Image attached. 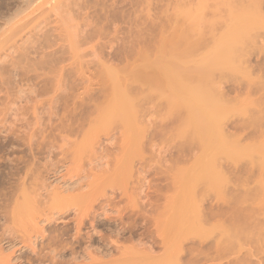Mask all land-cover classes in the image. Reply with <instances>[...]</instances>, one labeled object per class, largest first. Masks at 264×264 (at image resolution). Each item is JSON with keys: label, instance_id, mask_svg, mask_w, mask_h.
I'll use <instances>...</instances> for the list:
<instances>
[{"label": "rangeland", "instance_id": "1", "mask_svg": "<svg viewBox=\"0 0 264 264\" xmlns=\"http://www.w3.org/2000/svg\"><path fill=\"white\" fill-rule=\"evenodd\" d=\"M84 1L85 2L91 1L92 3L94 2L93 3L94 7L89 6V8L82 10V11H79L80 15L77 12L78 10H76L77 14L75 12V14L70 15V16H68L66 12L62 13V15L65 18H67L66 29L68 30L69 33H76V31H77L76 34L78 35L80 33V31H78V30L80 29L82 31L84 26L90 27L88 29L89 31H90V29H92V31L100 30L101 27H104L105 29L101 28V34L97 35L100 37H97L96 35H94L93 39H95V40L90 41L91 40L90 39L86 43L81 42L79 44L78 42H80V40H83V37H81L82 34L79 35L82 39L79 36H77V37L75 36L76 37V38L74 37L75 40L73 39V41H75L74 45H73L74 47L71 45L73 47V49L70 50V48H72V47H70V46L66 47V45H70V43L67 41L68 40L67 37L64 36L65 33H63L62 35H63V37H65L63 39H65L67 42L65 40L64 41L66 43L60 42L61 45L66 44L65 47L63 45L64 51L60 55L63 56L65 61L62 62L58 66V68L56 67L55 70H53V71L48 70L49 71L48 72L46 70L50 74H46L47 72L44 74L45 71H38L37 73H30L28 75L29 77H32V78H35L36 76L40 75L41 78H39L37 81L38 82L43 81L44 83L41 84L40 86L41 87L46 86L48 89L57 88L59 83L61 86H63L64 84L66 85V87L68 86L67 91L65 93L63 92V95H65V100L68 101L67 105L65 106L66 108L61 110L62 112L59 111L60 114L57 113L58 112L57 110H56L57 111L56 112L54 108H51L52 107V101H54V99H55V97L53 95L54 92L40 98L41 100L39 98L36 99L35 96L32 95V97H30V98H32V101H34V102H32L30 100L27 101L28 99L26 96H24L23 94H20L19 92H16L17 90H15V89H18V88H17V85L15 86L16 83H14L13 80L11 81L12 85L8 89V91L10 93L11 92L12 93L8 94V91L4 90V93H1L2 95L0 94V98L5 96V92L8 94V95L6 94V97H3L1 99L3 101L5 100L4 102H1V100H0V110H1L0 111V120L2 121V122H0V194L1 195L3 194L4 197L8 198L10 196L11 191L14 190V189L11 190L12 186L17 188V186L13 185V183H15V181H17V180H19L20 183L25 181V183L27 185L26 187L28 188V191H27L26 196H25L26 201L31 202V204L35 200L38 203H42V204H38V206H36V207L34 206V208L31 209L32 213L36 216L35 222L39 224L35 230H31L27 226V220L29 218L28 214L24 217L21 216V219L16 220L15 224H12V223L9 224L8 223L9 225L5 226L8 228V230H6V228H4L3 222H0V264H67V262L69 260V256L67 255V252L69 253V249L67 250L68 247L65 248L66 249L65 252L63 251L65 255L63 254L64 256H62V258H60V257L56 258L55 257V260H51L52 258L54 259V254L53 255L50 254L51 247H52V249L53 248L57 249L56 246L60 247V245H62V244L56 245L58 243L56 240H54L55 241L54 243L57 242L56 244H54L52 241H53L54 237L56 239V237L58 235L60 236V233H62L63 236L66 238V242L69 243L68 241H70V235H72V233H73V225H72V222H69V221H71L74 218L73 217L74 216L73 215L74 209H76V208L77 209L78 208L84 209L86 204L88 206L87 202H89L91 205L89 213H93L94 211L96 212V210H98V208L101 204L107 205V210H109V212L107 214L108 217H106V218L107 219L109 218L110 222H115V220L118 221L119 219L122 218L124 224H126L127 226H137L136 228L145 224V222L147 224L149 222L151 223V224L149 223L150 226H149V224L147 225V227L149 226L147 229L148 231H146V229H142V228H140L139 230L137 229V235L141 234L143 236V234H144L145 237L137 236L138 237L137 238L135 236V238H133L130 242L128 241L129 234H126L124 236L126 238H124V239L122 237H118V236L115 237L114 235L113 236L110 235V236H112L111 238H112L113 242L116 243V246L117 247L119 246V248H121L119 251L115 248H113V250H112V255H114V256H112V258H110V259L119 261L116 264H118V263L119 264H138L140 262H142L143 264H146L147 262H148V264H155L156 262L160 261V256L162 254L161 251L163 249H162L161 244H159L161 241L157 238L160 236L159 234H161V233L162 234L166 233L165 237H167V236L169 237V235L171 236L172 235L171 233H173L172 230L174 229L172 226H174V225L176 226L177 225L176 223H178V225H180V226H182L183 224H188V222H189V225L191 223H193L191 228H190V232H191L190 237L193 239L197 235L199 240H197L196 237H195L196 240L194 239L195 242L197 243L198 241H200L198 234L201 236V234H205V233L207 234V232L209 231L210 233L212 232L213 235L214 234L217 235L215 232L218 231L216 228L217 227L219 228V225L217 224V226H216V222L222 223L225 226V228L230 229V228H232L231 221H229L230 219H232V223H234L236 226H238L239 224L240 225L243 224L245 221H247L249 219H251V220L252 219H260L262 221L264 219V119L261 120V122H259L255 126L256 128L254 127V124H251L249 121L252 120V117L256 118V115L257 116H263V113H258L257 111H260L261 109H263L262 112H264V87H263V89H262V87H260V84H261V86H264V72H263L264 69H263V71H262V68L260 69L261 71L257 70L261 66H264V23L261 26H259V28H258V25L253 28V31H254L253 33L262 35L263 37L260 36L261 39L258 38V39H260L261 42L255 38L257 40L256 43L259 46L258 47L254 43L255 42V40H254L253 43L258 47L257 51L255 50L256 53L254 52L256 55L255 54L251 55V57H249V59H248V63L247 64L245 63L250 68V70L248 71L249 74L252 71L253 72L250 75H246V73H239V72L230 73V75L228 74V77L226 76L227 79H224L225 84L228 86L223 85L224 82L221 79V76L223 78H226L225 76H223V75L220 76L219 74L218 75L216 74V76H215L216 79L218 78V82L222 81L221 82L222 85L220 84L221 86H219V84H218V87L221 88L222 90L224 89L223 90V92L225 91L224 94L226 93V95L230 96V97H228L225 95L227 97V99L230 98L229 100H232V99L234 100V98H235V100H236V97H238L237 98L238 102H237V100L236 101L234 100L236 103H238L237 104V110H235L233 112L234 119L230 118L231 120L228 122L229 126L227 125L229 128L225 126V132L228 133L230 131V130L226 131V128L231 129L230 124L232 122H234L235 119L239 120V122H241L243 125H245V126H243L241 124L243 126V128L244 127L245 128L243 129L241 126V129H243V131H241L242 134H240V137H242V136L243 137H242V139H240V144H239L240 149H239L238 154L236 155V158L234 157L235 150L231 146L229 148V153H231L230 155H232V156H230V157L228 156L229 159L226 157V159H228V163L229 164L231 163L230 164L231 166H234L233 163L235 165H237L236 167H238V171H234V169H233L234 167L232 168L229 164L222 162L224 165L226 164L229 167L224 166V167H227V169L226 168L225 169H215V170H213L214 172L212 173V171H210L211 170L210 166L213 165L214 161H212L210 159L209 161L210 162L212 161V164H210V162L204 160V158L202 156H200L202 154L201 151H200V153H201L200 155H198V153L196 154L199 156V158L201 157V161H200V159L197 160L198 157H196V155H195L196 150H198V152H199V149L196 148L197 145H194L195 147H193L196 149L195 151H193L194 149L192 147H191L192 149L190 147H188L189 145L185 146L189 142L192 143L193 138H194L193 134H192V136L188 137V134L190 135V132H192L193 130L189 126H187L189 124L190 118L188 117L186 111L183 109L172 108L170 104L168 105V102H166L167 101L166 99H165L166 100L165 101V100L160 98V100H161L160 101L159 98L156 99V94L155 95L153 94L154 97L149 102L143 101V102L139 103L142 100H140V101L138 100L139 102L137 101V103L141 104V109H142L141 111L145 115H142V116H144V117H142L141 114H139V112H140L139 104H137L139 107L137 106L135 108V109H137L136 112H138V114H136V115H139V118L142 117V119H140V120H143V121L137 120V119H139L138 116H137V119L134 116H132L134 118L131 119V118H129L131 116L127 114V115H124V117L122 116L123 119H125V120L127 119L126 121L125 120L123 121L125 123V125L122 123V121H120L119 117H111V120L114 121V122H111L112 124L111 123L109 124L108 122H103V121H105V119H103V121H101L99 119L100 115L96 113V108L94 109V107L97 106V109H98L97 112H99V110H100L98 108V106L100 107L99 102H101L100 103L101 105H102V103L103 104L105 103V102H102L105 100L103 97L104 93L98 92L99 95L97 94V91L99 89H101L99 86V84H101V83H99V82H101V79H102L100 76V71H101V68L103 67V64H106V63L110 64L111 63L110 64V66H111L113 63L115 65H112V66L117 67V65H119L118 66L119 69L121 67H123L122 66L123 63L121 64V62L119 60H117L116 58H112V60L108 61L109 57L111 58V56H109L110 53L113 55L115 53L119 54V52H122L123 47L127 51H130L128 49H131L133 47L135 49H131V50H136V47H137V49L140 50V48L145 47L144 44H148L152 41H155V42L158 41L159 42L163 37H169L170 35H173V34L175 36L180 35L181 31H177L179 28H177V26H176V25H178L176 19L181 20L182 16H185V14H186L185 9L186 8H184L183 6H181L179 4L180 0H144L143 8H141V9H143V12L138 11L136 8L133 7V4L132 5L130 4V2H132L134 0H131V1L130 0L129 1L128 0L127 1L126 0H96V1L95 0H84ZM101 1H103V2H101ZM177 1H179V2H177ZM216 1L218 4H214V2L216 3ZM258 1H259V5L261 6V8L259 5H257L258 3L257 4L255 3V4L259 10L256 8L254 1H252V2L255 6V9H254L253 4H250L251 2L246 3L248 8H247V6L244 8L245 11L247 10L249 13H252L253 10H255V13L251 14L252 15L250 17L251 20L258 18V16L260 14L264 15V3H263V6L261 4L264 0H258ZM192 2H193V5H192L193 8L191 11V17H192L193 29H194V32H193L194 40L196 39L195 35L200 30L201 31L203 30L204 33L205 32L208 33V31L214 30L215 27L217 30H219L220 27L217 28L218 25L220 26L221 23L225 19H227V14L230 15L234 11H236V9H234V8H235V4H237L236 0H192ZM110 4H111L110 8H112V9L109 10V8H106V9H108V11L107 10L105 11L104 10L105 7H103V6L106 5V7H107ZM101 5H103V6H101ZM120 5H122V6H120ZM95 6H96V9H95ZM213 6L215 8H217L216 16L214 15V13H216L215 12L216 10ZM233 6H234V8H232ZM118 8H120V9L117 10ZM130 8H131V11H130ZM133 8L138 11L136 14L133 13L135 11ZM114 9H116L117 13L119 12V15L117 13H114V12H116ZM120 10H122L124 13ZM109 12H112V13H109ZM120 12H122V13H120ZM205 13H206V15H204ZM0 14H1V10H0ZM103 14H105L104 15L105 17H107L110 14L107 17L110 19H107V20L103 19L102 20V18H100L99 16L102 17ZM106 14H108V15H106ZM113 14H114V16H113ZM129 14L131 15L130 17H132L131 19H129L130 25L128 24V18H127V15H129ZM94 15H96V16H94ZM116 15H118L117 18H115ZM122 16H126V18H124ZM203 16L204 17L206 16V18H204ZM93 17H95V18L93 19ZM139 17H141V18H139ZM111 19H112V21H111ZM58 20H59V18L55 16V13H52L49 16L48 28H54L56 26H60L59 24L55 23ZM100 20H102V23H100V25H99L98 21H100ZM109 20H110V23H112V24L109 23ZM124 20H126V21H124ZM205 20L208 22H211V23L213 22L212 25L214 28L210 29L209 27H207V29H206L205 28L206 27ZM52 21H53V23H50ZM96 21H97V23H96ZM115 21H116V23H115ZM168 21L174 22L175 28H172V26H174V24L170 25L171 23L169 24L171 26V28H169L170 26L167 25L169 23ZM208 22H207V25H209ZM93 23H95L96 26H95V24L93 25ZM131 23H133V24H131ZM134 23L138 27L136 26V28H135ZM138 24L141 26L139 27ZM163 25H166V26L164 27ZM127 26H129V28ZM167 26H169V27H167ZM202 26H204L205 29ZM172 29H174L175 31ZM102 31L103 32L105 31L104 33H106V34H104ZM141 31H142V33H141ZM215 31H213V32L216 33ZM101 35H103V36H101ZM126 35L128 37H126ZM82 36H84V35H82ZM150 36L153 39L152 41L150 39ZM117 38H119V39H117ZM147 38L149 40H147ZM123 39H125L126 41ZM141 39H143V40H141ZM120 40H122L123 42H120ZM135 42H137V43H135ZM21 43L22 42L18 43V45L17 44H14V45H16V47H21V45H22ZM75 43H77V44H75ZM121 43L123 44V46L121 45ZM132 44L135 46H133ZM139 44L140 45L142 44V46H139ZM112 45H114V46L112 47ZM124 45H127L128 47L124 46ZM131 45L133 47H131ZM100 47H102V49ZM111 47H112V49H111ZM6 48L7 47H5L3 50H0V52L3 51L2 53H0V56H1L0 59L3 60V61L0 60V63L2 62L6 69L8 67L7 70H11V68H12V67L10 68L11 62H17L18 61V60H16L17 54H15L13 56L11 55L13 57V58H11V56H10L11 59L10 58L4 59V56L8 54L7 51L4 52L5 50L8 49V48L7 49ZM65 48H67V49H65ZM74 48H75V50H74ZM94 51H96V52H94ZM141 51H142V49H141ZM30 57H32V56H30ZM256 58L258 60H256ZM261 59H262V61H261ZM114 61H116V62L114 63ZM130 61L131 60H129V63L132 62V61L131 62ZM255 62H257V64ZM258 62L261 63V64H259L260 67L258 65ZM108 64H106V65H108ZM252 64H254V65H252ZM123 65L126 66V63L124 62ZM251 65L254 66V68ZM255 65H256V67H255ZM243 66L244 65L241 66V68H243V69L245 67H247V66H245V67H243ZM21 68L24 69L22 71V69H20V67H19V69L21 70L20 72H23V73L25 70H26V73H28L29 72L28 70H30L28 63L25 61L22 64ZM60 69L64 70L63 73L59 72ZM74 71H75V73H74ZM96 76H98V77H96ZM75 77H76V79L78 78L77 80H79V81L81 80V82L84 81V82H82V85H81V82L78 83V81H77V83H75V82L73 83ZM94 77H96V78H94ZM219 78H220V80H219ZM84 83H86V84H84ZM71 84L73 87L71 86ZM77 84L79 86H76ZM95 85L96 86L98 85L97 87H99V88H96ZM101 85H103V83ZM230 85H231V87H229ZM91 86L92 87L94 86V87L92 88ZM234 87L235 88L239 87V92ZM227 88L229 90L230 89H232V90L229 91ZM93 89H94V91H93ZM233 89H234V92H233ZM235 90H236V92H235ZM62 91H63V89H62ZM89 94L90 95L92 94V95L90 96ZM235 95H236V97H234ZM93 96L95 97V102L97 101L96 103H98V104H95ZM96 96H97V98H96ZM33 98H35L36 101H35V99L33 100ZM98 98L100 99V101L96 100ZM154 98H155V100H153ZM8 99H9L10 103L7 102ZM91 100H92L91 104L94 103L95 106L94 105L92 106L89 103V102H91ZM153 101H157L156 106H154V104L152 103ZM144 102H146V103L143 104ZM259 102L261 103V105ZM36 103H37V105H36ZM50 105H51V107H49ZM44 106H45V108H44ZM103 106L106 107L107 105H103ZM142 106H143V108H142ZM67 107H69V108H67ZM42 108H44V109H42ZM138 108H139V110H138ZM33 109H35V110H33ZM103 109H104V107H103ZM93 110H95V111L93 112ZM55 112H56V114H55ZM64 112H65V114H63ZM86 112H87V114H85ZM74 113H76V114H74ZM51 114L52 115L54 114V115L52 116ZM62 114H63V118L65 117L64 119L62 118ZM90 115H91V117H90ZM54 116L56 118L57 117L58 118L56 119ZM60 117L62 118L63 123H62V126H61V124L58 123L59 126L57 128V125H58L57 122L61 123ZM103 118H105V117H103ZM115 118L117 120V123H116ZM90 119L92 120V122H93V120L95 122L94 123L90 122L91 121ZM57 120H59V121H57ZM88 120H90V121H88ZM135 120H137V123H139V124H136ZM74 121H76V122H74ZM133 121H134L136 126L132 123ZM36 123H37V125H36ZM74 123H76V124H74ZM120 123L123 125L121 126ZM28 124H30V125H28ZM64 125H66L67 127L66 126L64 127ZM106 125H107V127H106ZM131 125L135 126L136 130L138 131V133H137L136 130L134 131L135 128L132 129V131H134L133 134L137 133L136 134L137 139L134 138V141L137 142L136 140H138V144L137 143L135 144V142L132 141L133 135H131L132 134L131 133L132 132L131 131V127H132ZM247 125H249V128ZM44 126L46 129L44 128ZM70 126H72L71 129H70ZM75 126H76V128H75ZM79 126H81L83 128V130L80 129L81 127L79 128ZM123 126L126 129H124ZM67 128H69L70 130ZM9 129L11 131L16 132V134L18 132H20L17 135H19V137L23 136V138L25 137L26 139L31 134H33V133L36 134L37 136L34 137V139H32L33 140L32 142L33 143L36 142V144L32 143L33 147H30L29 146L30 144H28L26 141L19 140L17 142L18 144L16 143V145H15L16 148L14 149L15 151L13 152V150L11 148H7L6 144H5V143H8V141H7L8 138H6V137L7 136L9 137V135L6 136V134H7L6 132L10 131ZM122 129H124L125 131ZM5 130H7V131L5 132ZM42 130H44V131H42ZM58 130H59V133H58ZM61 130H62V132H61ZM73 130H75V131H73ZM121 130L123 131V133L121 132ZM187 131H188V133H187ZM82 132H83V134H82ZM116 133L118 136L116 135ZM247 133H249V136L246 135ZM251 133H253V134H251ZM43 134L45 136H42ZM185 134L187 135L186 137H184ZM58 135H60L59 137H61V138H59ZM62 136H63V139H62ZM11 137H13V135L12 136L10 135L9 138H11ZM122 137L126 138L127 143H125V144H127V145H125V146H127V147L123 146V144H122L123 138ZM186 138H188V139H186ZM187 140H188V142H187ZM150 141H151V143H150ZM183 142H185L186 144L185 143L183 144ZM130 143H133V144H130ZM4 144H5V146H4ZM118 144H119V146H118ZM181 144H183L182 146H185L184 149L182 146H180ZM192 144H190V146ZM136 145H138V146H136ZM2 146H4V147H2ZM124 148L126 149L125 151H124ZM180 148L183 150H180ZM32 149H34V150H32ZM182 151H184V153H182V155L185 153L193 154L194 157L193 156L192 157L194 159L196 158V160H194L188 154L187 155L185 154L186 157H185V155L178 157V155H181ZM178 153H180V154H178ZM118 154H120V156ZM187 156H188V160L185 159V158H187ZM8 157H9V159H8ZM100 157H101V159L103 158L102 159L103 162L101 160H98V159H100ZM189 157L192 158L193 161H196V162L199 161L200 163L198 162V164H196L195 162H193V163L190 162V161H192V159L189 161V159H190ZM223 159H225V158H223ZM234 159H236V161ZM9 160L14 161V163H15V169L14 170H11ZM117 160H119V161H117ZM232 160H234L235 162H233ZM222 161H224V160H222ZM97 162L98 163L102 162L101 163L102 165H99L100 163L97 164ZM185 162H188V163H185ZM207 162L210 164V166H208L209 164ZM95 166L96 167L99 166V167L96 168ZM141 166L144 167L143 170L146 174L143 172V170H142L143 167H141ZM216 166H217V164H216ZM230 167L232 168L234 173L232 172ZM30 168H33L34 170L30 169ZM94 168H96V169H94ZM214 168H216V167L214 166ZM208 169H209V171H207ZM28 170H30V171H28ZM221 170L224 173H226L225 176L227 177V179H224L225 182H223L222 184L219 182L222 179L221 178L222 176L220 174ZM140 171H142L143 173ZM204 172L210 178L211 187H209V189H208L209 191L203 187L207 192H205V190L202 188V186H204V185L202 183L199 184L200 182H198L199 179L201 178V177H199L200 175L205 176ZM235 172H238L236 174V176H235ZM92 173L93 174L98 173V180L99 181L97 182L95 175L93 178V181L96 179L97 183L92 181V178H91V176L93 175ZM26 174H27V176H25ZM172 174L175 177L177 176V178L179 180L178 183H176V182L174 183V181L177 178L171 176ZM87 175L90 176L89 179L85 178V177H87ZM188 176L191 179L190 183H189V180H187L188 182L186 181V179H189ZM234 177H236L238 180ZM235 179L237 181H234ZM77 181L82 186H85L86 184H89V186H90L91 181L94 183L93 184L91 182L90 191L88 192V195L86 196L88 199L83 196L84 194L85 195L87 194L88 188H87L86 192L81 191L79 193V192H76V190L74 192V191H72V189H70V191H72L74 193H71L69 191V193L63 192V194H62V191H65L64 190L65 188L62 186H65L67 189V188H69V186H71V184H73ZM218 182L221 185L218 184ZM65 184H67V186ZM142 184H145V185H143V186H145V187H143V190H144L143 193H141V190H140V189H142L141 188ZM174 184H176V185L174 186ZM217 185H218V188L220 189V192H219V189L217 188ZM219 185H220V187H219ZM35 187L39 188V191H37L38 189L36 190ZM18 188H17V190H19V191H17V190L14 191V194L16 192L17 195L18 194L21 195V192H22L21 188L19 186H18ZM33 188H35V189H33ZM55 188H59L60 194L56 195V197L54 196V198H53V194H52L53 190L52 189H55ZM61 188H63V189H61ZM235 189H236V191L238 190L239 193H236ZM34 190H36V192ZM221 190H222V193H221ZM76 193L77 194H83L84 193L83 195H80V196H82L85 199H81V197H79V195L76 196ZM205 193L208 194V196L207 197L204 196L205 198H202V195H205ZM219 193H221L223 196L220 195ZM42 194L43 195L46 194V195L44 197H40V195H42ZM238 194H240V202L238 204H235V203H233L232 199L235 196H237ZM172 195H173V197L176 198L175 199L176 202H173L172 200L171 201L174 203V205H175L174 207L179 205L178 209L177 208L174 209L173 205L169 203L171 201L167 202V200H168L167 198H170V197L172 198ZM15 196H16V194H15ZM177 196H178V198H177ZM219 196H222V199L225 202L222 199L218 198ZM21 198H19L18 196L16 197V199L20 200V202L22 204L21 207H23V204H24L23 203V196ZM183 198H184V200H183ZM219 199L222 202H224L226 205L224 207L227 211L226 212V218H228V220L225 218L226 222H224V218L222 220H220V218H218L216 222L213 220L212 222H210L208 224L204 223V225H206V226H203L202 225L203 224L202 215L204 213H206L208 211V209L213 208L214 206L217 207V205H218L217 202H221ZM177 202H179L180 204ZM184 202L186 204H184ZM187 202L189 203V206H188ZM79 204H80V206L76 207ZM219 204L223 205V203H219ZM24 205H26V204H24ZM167 205L172 206V211H173V209L175 210L174 213L169 211L171 207H167ZM186 205L188 207H186ZM152 206H154V208H151ZM180 206H184V210L182 209V207L180 208ZM179 209L180 210L182 209L183 211L181 210L179 212ZM166 210H167V213H166ZM184 211L186 212V214ZM164 212L166 214H164ZM170 212L173 213L172 215H175V214L176 215L174 217L170 216L171 215ZM178 214L179 215L181 214V216H178ZM182 214H183V216H182ZM120 216H121V218H120ZM185 216H188V217L190 216L191 221L189 219L190 217L189 218L186 217V219H184ZM59 217H62L63 219L59 218ZM145 217H147V219ZM171 217H173L175 219H173ZM179 217L181 218V220L179 219ZM169 218H171V220H169ZM47 219H51L50 224H48L47 222L43 223V221H46ZM102 219H104V218H102ZM156 219H159V220H157V223H159L161 225L160 228L158 227L160 225L155 222ZM178 219L180 222L177 221ZM65 220H67V221H65ZM186 220H188V221H186ZM138 221H140V223H138ZM170 221H173L174 225ZM228 221L230 223H228ZM65 222H67V223H65ZM141 222H143V224H141ZM164 222L167 224H165ZM135 223H136V225H134ZM154 223L158 226H156V225L154 226ZM169 225H172V226H169ZM69 226H70V228H69ZM168 226H169V228H168ZM157 227H158V229H157ZM177 227H179V226H177ZM43 228H45V232H43ZM168 230L169 231L171 230L170 231L171 233ZM210 230H213V231H210ZM215 230H217V231H215ZM3 231H8V233L10 231V234H8V236L4 235ZM167 232L169 234H167ZM83 233L85 234V231ZM65 234H67V235H65ZM215 235L213 237H215ZM67 236H69V237H67ZM106 236L108 237V235H106ZM110 236H109V238H110ZM10 237H11V239H10ZM151 237H152V239H151ZM162 237H164V236L162 235ZM59 238H57V240H60ZM111 238H110V241H112ZM67 239H69V240L67 241ZM138 239L139 240L142 239L141 241L143 243H147L146 246L151 244V242L153 240L159 241L158 242L159 245L156 244L158 247H156V245H155L156 250L154 249L156 251V254H154V256L156 255L155 258L158 257L160 254L159 258L151 259L150 261L144 260L145 263L143 261H141V258H143V257H141L142 253L140 254V252H139L140 247L136 248V247H138L137 246L138 245V242H137ZM213 239L214 238H212V240L210 239L211 242H210V240H208L209 242L208 241L207 242L209 244L213 245ZM11 241L14 242L13 245H12L13 242H11ZM132 241H133V243H132ZM207 242H206V245H207ZM134 243L136 244L135 248L137 249V250H135L136 255L131 253L134 251V246H133ZM52 244H54L56 246L53 247L54 245H52ZM209 244L206 247L207 249L211 246V245L209 246ZM130 246H132L133 250L131 252H128V251H130V249L128 250V248H130ZM159 246H161V247H159ZM61 247H63V246H61ZM143 247H145V246H143ZM42 248L45 249V253H47V254H43V255H47V256H46V258H43V260L41 261L37 258V256L34 255L33 250L39 251ZM48 248H50V249H48ZM195 248H197V246H195ZM55 249H53V250H55ZM60 249H62V248H58L57 251H59ZM142 249H141V251H143ZM209 249H211V248H209ZM212 249L209 250V252H210V253H208L209 256L210 255L214 256V254H215L214 249L213 250ZM48 251H50V252L48 253ZM57 251H56V254H57ZM155 251H154V253H155ZM203 251L205 252V249ZM119 252L120 253L122 252L121 253L122 256ZM207 252L208 251L206 250V253ZM211 252H212V254H211ZM128 253H130L132 255L130 256V255H128ZM137 253H139L140 256ZM123 254H125V255H123ZM241 254L244 255V252H242ZM124 256H126L125 259H124ZM128 256H130V257L128 258ZM142 256H144V255H142ZM113 257H115V258H113ZM139 257H140V259H138ZM116 258H118V259H116ZM188 259L189 258H185V259L183 258L182 261L186 262V261H188ZM198 259H201V258H198ZM202 259H204V258H202ZM208 259H210V258H208ZM122 260H124L125 262ZM255 260H256V258H253V260H252V262H254V264H255ZM39 261H41V262H39ZM208 261L209 260L206 261L207 263H205L203 261H201L200 263H202V264H227L228 263V262H226V260L225 261H222L219 259L216 260L214 257H213V261H211V259H210L211 262H208ZM142 263H140V264H142Z\"/></svg>", "mask_w": 264, "mask_h": 264}, {"label": "bare ground", "instance_id": "2", "mask_svg": "<svg viewBox=\"0 0 264 264\" xmlns=\"http://www.w3.org/2000/svg\"><path fill=\"white\" fill-rule=\"evenodd\" d=\"M252 1H254V4L258 3L257 5H259V1L258 0H252ZM252 1L251 0H236L237 4H235V8H234V6L232 7L234 9H236V11H234L230 15L227 14V19H225L221 23L220 26L218 25L217 28L220 27L219 30H217L216 27L215 28L213 27V25H212L213 22L211 23V22H208V21L205 20V25H206L205 28L206 29H207V27H209L210 29L214 28V30H210L208 28L210 30V31H208V33H206V32L204 33L203 30H202L203 32L200 30L195 35V38H196L195 40H194V35H193L194 29H193V22H192V17H191V11H192V8H193V6H192L193 2H192V0H186V1L185 0H180V2L177 1V2H179V4L181 6L186 8L185 9L186 10L185 11L186 12L185 16H182L181 20L176 19V21L178 23V25H176V26H177V28H179L177 31H181L180 35L175 36L173 34V35H170L169 37H163L159 42L158 41L157 42L152 41L153 39L150 36V39H151L152 42H150L148 44H144L146 48L143 47V48H140V50H139L136 47L137 51L136 50H131V49H135L133 47L135 45L132 44L133 46L131 45V47H133V48L128 49L130 51H127L123 47L124 51L122 50V52H119V54L115 53L114 55L110 53L109 56H111V58L108 56L109 57L108 61L112 60V58H116L117 60H119L121 62V64L122 63L124 64V62H125L126 66L122 64L123 67H121L119 69L118 68L119 65H117V67H115V66H112V65H115L113 63H112L111 66H110L111 63L108 64V63L105 62L108 65L103 64V67L101 68V71H100V76H101L102 79H101V82H99L101 84L103 83V85L99 84L101 89H99L97 91V94H98V92L99 93H104L103 97H104L105 100L104 101L101 100V101L105 102V103L104 104L102 103V105H101L100 104L101 102H99V105H100V107L98 106V108L100 109L99 112H97L98 109H97V106H95V104H98V103H96L97 101L95 102V97L93 96L95 104L94 103L91 104L93 99L90 97L92 94L91 95L89 94L90 95L89 97L92 99L91 102H89V103L92 106L93 105L95 106L94 109L96 108V113L100 115L99 119L101 121H103V119H105V121H103V122H108L110 124L111 122H114V121L111 120V117H119L120 121H122V123L125 125V123L123 122L125 120V119H123L124 115H127V114L130 115L131 117H129V118H131V119H133L134 117L137 119V116L139 118V115H136V114H138V112H136L137 109H135L138 106L137 104H139V103H141L143 101H148V102L151 101L152 98L154 97V95L156 94V99H158V98H159V100H160V98L163 99V100L166 99L167 101L166 100L165 101L168 102V105L170 104L172 108L185 110L187 115H188V117L190 118L189 119L190 120L189 124L187 126H189L193 131L190 129L192 132L189 131L190 135L188 134V137L192 136V134H193V137L195 139L192 137L193 138V142H192L193 144L191 142L186 144L188 142V140H187V142L185 141L186 143L183 142V144L185 143L186 144L185 146L189 145L188 147H190V148L191 147L193 148V147H195L194 145H197L196 148L199 149V152H198V150L193 148L194 149L193 151L196 150L195 155L197 153H198V155H200L202 153L200 156H202L204 158V160L210 162L209 160L211 159L212 161H214L212 166H210V164H212V161L210 162V164L207 162L209 164L208 166H210V168H211L210 171H212V173L214 172L213 170H215V169H225V168L227 169V167H229L228 165H226V164H229L228 163V159H229L228 156L229 157L232 156V155H230L231 153H229V148H230V146L234 148V150H235L234 157L236 158V155L238 154L239 149H240V147H239L240 139H242V137H243L242 135H241L242 137H240V134H242L241 131H243V129L245 128V127L243 128V126H245V125H243L241 122H239V120L235 119L234 122H232L231 124L229 123L231 125L230 126L231 129H228L229 128L228 127L229 126L228 122L231 120L230 118L234 119L233 112L235 110H237V104L238 103H236L235 101L237 100L238 97H236V95L234 96V97H236V100L234 98L235 101L233 99L229 100L230 98L227 99L226 96H228V95H226V93L224 94V92H225V91L223 92L224 89L222 90L221 88L218 87V84H219V86L222 85L221 84L222 81H219L220 82L219 83L218 82V78L216 79L215 76H216V74L217 75L219 74L220 76L223 75L225 77L226 76L228 77V74L230 75V73H235V72L246 73V75H250L253 72L252 71L249 74L248 71L250 70V68L246 64L248 63L249 57H251V55L255 54L256 53L255 50L257 51V49L259 47L258 44L256 43L257 42L256 39L260 38V36H262V35L253 33L254 32L253 28L255 26H257V25H258V28H259V26H261L264 23V15L259 13L260 15L258 16V18L252 19V20L250 19V17L252 16L251 14L255 13V10H253L252 13H249L247 10L245 11L244 8L247 6L246 3H248V2L249 3L251 2L250 4H253ZM101 2H103V1H101ZM91 3H92L91 1L90 2L86 1L85 2L84 0H0V10H1V14H0V50H3L5 47H7L8 49L6 48L7 50H5L4 52L7 51L8 54L7 53H6L7 55L4 54L5 55L4 59L5 58L8 59V58H10L11 55L13 56V55L17 54V57L16 56L15 57H16V60H18L17 62H11V65H10V68L12 67L11 70H7L8 67L6 69L4 67V65H3V63L2 62L0 63V94L4 93V90L8 91L9 87L12 85V82H11L12 80H13L14 83H16L15 86L17 85L18 89L14 88L15 90H17L16 92H19L20 94H23L24 96H26L28 100L25 97L24 98L27 101H29V100L32 101V98H30V97H32V95H34L36 99H38V98L40 99V98H42V97L54 92L53 95H54L55 99H54V101H52V107H51V105L49 107L54 108L55 111L57 110L58 112L57 111L56 112L58 114H60L59 111H61L64 108H66L65 106L68 103V101L65 100V95H63V92L65 93L67 91V89H68L67 87L68 86L66 87L65 84L63 86H61L60 83H59L57 88L48 89L46 86H44V87L40 86L41 84L44 83L43 81H40V82L37 81L39 78H41L40 75L36 76L35 78L29 77L28 75L30 73H37L38 71H45L44 74L48 70L49 71H53V70H55L56 67L58 68V66L62 62L65 61L63 56L60 55L64 51V48H63L64 44L61 45L60 42L63 43V42L66 41L63 38L67 37V39H68L67 41L70 43V45H66L65 44L66 47L67 46L72 47L74 45V42H75V41H73V39L75 40V38L77 36L81 35V34L84 35V36L81 35V37H83V40H80V42H78L79 44L81 42H83V43L85 42L86 43L90 39H91L90 41H93V40H95V39H93L94 35L97 36V35L101 34V28L105 29L104 27H101L100 30L92 31V29H90V31H89L88 29L90 27L84 26L82 31L80 29L78 30V31H80V33L78 35L76 34L77 31H76V33H69L68 30L66 29L67 18H65L62 15V13L66 12L67 15L70 16V15L75 14L76 10H78L77 12L79 14L80 13L79 11H82V10H85V9L89 8V6H93L94 7V4H93L94 2L92 4ZM263 3H264V1L261 3L262 6H263ZM111 4L109 6H107V7H106V5L105 6L101 5V6L105 7L104 8L105 11L106 10L108 11V9H106V8H109V10L112 9V8H110ZM130 4L131 5L133 4V7L136 8L138 11L143 12V9H141V8H143L144 0H134V1L130 2ZM214 4H218L217 1H216V3L214 2ZM254 4H253V6H254ZM256 4H255V6H256ZM120 6H122V5H120ZM255 6H254V9H255ZM247 8H248V6H247ZM256 8L258 9L257 6H256ZM260 8H261V6H260ZM95 9H96V6H95ZM119 9L120 8H118L117 10H119ZM114 10L116 11V9H114ZM122 10H120V11H122ZM137 10H135L133 13L136 14L138 12ZM215 10L214 11L216 13H214V12L213 13L216 16L217 8H215ZM130 11H131V8H130ZM77 12H76V14H77ZM122 12H120V13H122ZM52 13H55V16L59 18V20L57 22H55V23L59 24L60 26H56L54 28H48L49 16ZM109 13H112V12H109ZM114 13H117V11L114 12ZM117 14L119 15V12ZM104 15L105 14H103L102 17L101 16H99V17L102 18V20L103 19L104 20L110 19V18H107L110 14L109 15L106 14V15H108L107 17H105ZM118 15H116L115 18H117ZM204 15H206V13ZM94 16H96V15H94ZM113 16H114V14H113ZM130 16H131L130 14L127 15L128 24H129V19L132 18ZM122 17L126 18V16H122ZM94 18L95 17H93V19ZM139 18H141V17H139ZM204 18H206V16ZM102 20H100L101 22L98 21L99 25H100V23H102ZM111 21H112V19H111ZM124 21H126V20H124ZM207 22H208L209 25H207ZM50 23H53V21L50 22ZM96 23H97V21H96ZM109 23H110V20H109ZM115 23H116V21H115ZM135 23H134V25H135ZM94 24L95 23H93V25ZM110 24H112V23H110ZM131 24H133V23H131ZM169 24L170 25L174 24V26H172V28H175V23L174 22L170 21L167 25H169ZM95 26H96V24H95ZM136 26L137 25H135V28H136ZM140 26L141 25H139V27ZM163 26L165 27L166 25H163ZM169 26H167V27H169ZM204 26H202V27L204 28ZM127 27L129 28V26H127ZM169 28H171V26ZM172 30H174V29H172ZM213 31H215L216 33H214ZM63 33H65V35H64L65 37H63V35H62ZM141 33H142V31H141ZM104 34H106V33H104ZM101 36H103V35H101ZM97 37H100V36H97ZM126 37H128V36L126 35ZM119 38H117V39H119ZM148 38H147V40H149ZM143 39H141V40H143ZM260 39H258V40L260 41ZM123 40H125V39H123ZM254 40H255V42H254ZM19 41L22 42L21 43L22 45H21V47H16V45H14V44L18 45V43H20ZM120 42H123V41L120 40ZM135 43H137V42H135ZM75 44H77V43H75ZM65 45H64V47H65ZM121 45L123 46L122 43H121ZM113 46L114 45H112V47ZM124 46H127V45H124ZM139 46H142V44L141 45L139 44ZM73 47L70 48V50L73 49ZM112 47H111V49H112ZM75 48H74V50H75ZM100 48L102 49V47H100ZM65 49H67V48H65ZM141 49H142V51H141ZM96 51H94V52H96ZM2 52L3 51H1L0 53H2ZM12 56H11V58H13ZM30 56H32V57H30ZM0 60H2V59H0ZM129 60H131L132 62L130 61L131 63H129ZM256 60H258V59L256 58ZM24 61L27 62L28 65H29V69L30 70H28L29 71L28 73H26V70L24 71V73L20 72L21 71L20 69H22L21 67H22V64L24 63ZM261 61H262V59H261ZM115 62L116 61H114V63ZM255 63L257 64V62H255ZM259 64H261V63L258 62V65ZM242 65H244L243 67H245V66H247V67H245L243 69V68H241ZM252 65H254V64H252ZM19 67H20V69H19ZM252 67L254 68V66H252ZM255 67H256V65H255ZM259 67H260V65H259ZM261 68H262V71H263L264 66H261L257 70L259 71ZM63 69H60L59 72L63 73V71H64ZM23 70L24 69H22V71ZM48 72L46 74H50ZM74 73H75V71H74ZM96 77H98V76H96ZM96 77H94V78H96ZM227 77L223 78L221 76V79L223 80V82H224V79H227ZM77 79L75 77L73 83L74 82L77 83V81H78V83L81 82V80L79 81ZM219 80H220V78H219ZM82 82H84V81H82ZM82 82H81V85H82ZM84 84H86V83H84ZM223 85H226L225 82H224ZM71 86H72V84H71ZM76 86H79V85L77 84ZM97 86H96V88H99ZM226 86H228V85H226ZM229 87H231V85ZM260 87H262V89H263L264 86H261V84H260ZM62 89H63V91H62ZM235 89L238 90V92H239V87L235 88ZM230 90H232V89H230ZM236 90H235V92H236ZM93 91H94V89H93ZM233 92H234V89H233ZM9 93L10 92L8 91V94ZM6 94L7 93L5 92V96H3V97H6ZM228 97H230V96H228ZM2 98H0V100ZM35 98H33V100ZM96 98H97V96H96ZM36 99H35V101H36ZM96 100L100 101L99 98L96 99ZM138 100L139 101L142 100V101L139 102ZM153 100H155V98ZM4 101L1 100V102H4ZM137 101L139 103H137ZM7 102L10 103L9 99H8ZM32 102H34V101H32ZM237 102H238V100H237ZM145 103L146 102H144L143 104H145ZM152 103L154 104V106H156L157 101H153ZM36 105H37V103H36ZM103 105H107V106L105 107ZM260 105H261V103H260ZM102 106L104 107V109H103ZM139 106L138 107L140 108V112H141V113L139 112V114H141V116L145 115L141 111L142 110L141 109V104H139ZM44 108H45V106H44ZM44 108H42V109H44ZM67 108H69V107H67ZM139 108H138V110H139ZM142 108H143V106H142ZM33 110H35V109H33ZM94 111L95 110H93V112ZM262 111H263V109H261L260 111H257V112L258 113H263V116H257L256 115V118L252 117V120L249 121L251 124H254V127L259 122H261V120L264 119V112H262ZM56 112H55V114H56ZM63 114H65V112ZM63 114H62V118H63ZM74 114H76V113H74ZM85 114H87V112ZM91 115H90V117H91ZM132 116H134V117H132ZM103 117H105V118H103ZM142 117H144V116H142ZM142 117L137 119V120L142 119ZM62 118L60 117L61 123L57 122V124L59 123V124H61V126H62V123H63L62 122L63 121ZM90 120H88V121H90ZM115 120H116V118H115ZM137 120H135V122H136V124H139V123H137ZM57 121H59V120H57ZM140 121H143V120H140ZM0 122H2V121L0 120ZM74 122H76V121H74ZM90 122H92V120ZM94 122L95 121L93 120L92 123H94ZM116 123H117V120H116ZM132 123L135 125L134 121ZM59 124L57 125V128H58ZM74 124H76V123H74ZM123 124H121V126ZM28 125H30V124H28ZM36 125H37V123H36ZM249 125H247L248 128H249ZM65 126L66 125H64V127ZM131 126H132L131 127V131L134 128H135L134 129V131H135L136 130V127H135L136 125L135 126L131 125ZM225 126L228 127V128H226V131L230 130L231 131V132L229 131L230 133L229 132L228 133L225 132ZM241 126H242L243 129H241ZM80 127L81 126H79V128ZM106 127H107V125H106ZM44 128H45V126H44ZM71 128H72V126H70V129ZM75 128H76V126H75ZM67 129H69V128H67ZM80 129L83 130L82 127ZM124 129H126V128L124 127ZM124 129H122V130H124ZM122 130H121V132L123 133ZM6 131L7 130H5V132ZM42 131H44V130H42ZM73 131H75V130H73ZM134 131L131 132L132 134L130 133L131 135H133L132 136L133 137L132 141H134V138L137 139L136 134L138 133V131L136 130L137 133L135 132L136 134H133ZM61 132H62V130H61ZM6 133H7L6 136L9 135V137H10V135L11 136L13 135V137H11V138H9L7 136L6 138H8L7 139L8 143H5L6 147L7 148H11L13 150V152L15 151L14 150L16 148L15 145H16V143L19 140L26 141L28 144H30L29 145L30 147H33L32 145L36 144V142L35 143L32 142L33 141L32 139H34V137L37 136L34 133L31 134L27 139L25 137L23 138V136L19 137V135H17V134L20 133V132H18L16 134V132L10 130V131H7ZM58 133H59V130H58ZM187 133H188V131H187ZM253 133H251V134H253ZM82 134H83V132H82ZM60 135H58V137ZM116 135H117V133H116ZM246 135L249 136V133H247ZM42 136H45V135L43 134ZM186 136L187 135L185 134L184 137H186ZM59 138H61V137H59ZM62 139H63V136H62ZM186 139H188V138H186ZM136 141L137 142L134 141L135 144L136 143L138 144V140H136ZM151 141H150V143H151ZM122 142H123L122 143L123 146L127 145V144H125V143H127L126 138H123ZM5 144H4V146H5ZM130 144H133V143H130ZM183 144H181L180 146H182ZM190 144H192L193 146L192 145L190 146ZM4 146H2V147H4ZM118 146H119V144H118ZM136 146H138V145H136ZM185 146H182L183 149H184ZM125 147H127V146H125ZM181 148H180V150H183ZM32 150H34V149H32ZM125 150L126 149L124 148V151ZM200 151H201V153H200ZM182 153H184V151H182L181 155H178V157L179 156L180 157L184 156L185 154L186 155L187 154L190 155V157L193 156V154L185 153V154L182 155ZM178 154H180V153H178ZM118 155L120 156V154H118ZM186 155H185V157H186ZM198 155H196V157H198L197 160L200 159V161H201V157L199 158ZM101 157L98 160L102 161L103 158L101 159ZM226 157L228 159H226ZM192 158H190L189 161ZM223 158H225V159H223ZM8 159H9V157H8ZM185 159L188 160V156ZM193 159L190 162H192V163L195 162L196 164H198L199 161L196 162V161H193ZM194 160H196V158ZM222 160H224V161H222ZM234 160L236 161V159H234ZM234 160H232V161L235 162ZM117 161H119V160H117ZM9 162H10L11 170H14L15 169L14 161L13 160H9ZM102 162H99L100 164L97 162V164L102 165L101 164ZM222 162H224L226 164L224 165ZM185 163H188V162H185ZM216 164H217V166H216ZM233 165L234 166H231V165L230 166L232 168L234 167L233 168L234 171H238V167H236L237 165H235L234 163H233ZM214 166L216 168H214ZM224 166H227V167H224ZM98 167H96V168H98ZM141 167H143V166H141ZM96 168H94V169H96ZM232 168H231V170H232ZM30 169H33V168H30ZM143 169H144V167L142 168V170ZM28 171H30V170H28ZM207 171H209V169ZM140 172H142V171H140ZM143 172H144V170H143ZM232 172H233V170H232ZM237 173L238 172H235V176H236ZM204 174H205V176H202V175L199 176L201 178L199 179L198 182H200L199 184L202 183L204 185V186H202V188L204 187L205 189L208 190L209 187H211L210 178H209V176L206 175L205 172H204ZM220 174L222 176L221 177L222 179L219 182L222 184L223 182H225L224 179H227V177L225 176L226 173H224L222 170H221ZM94 175H95V178L97 179V182H98L99 181L98 180V173L97 174H93L91 176L92 181H93ZM25 176H27V174ZM171 176H173V174ZM89 177L90 176L87 175V177H85V178L89 179ZM173 177H175V176H173ZM190 177H189V179H186V181L189 180V183H190V180H191ZM175 178H177V176ZM234 178H236V177H234ZM96 179L93 182H96ZM236 179L234 181L238 180V179L237 180ZM177 180H178V178L175 181L173 180L174 183L175 182L178 183L179 180L178 181ZM91 182H90V186H91ZM219 182H218V184H220ZM13 185H16L17 188H18V186L21 188V191H22L21 195H19V194L17 195V193L15 192V194H16V196H15L14 191H16L17 188L13 187L12 185H11L12 186L11 190H13V189L14 190L11 191L10 196L8 198L4 197L3 194L2 195L0 194V222H3L4 228H6V230H8V228L5 227L6 225H9L10 223L15 224L16 220H20L21 219V216L24 217V216H26L28 214L29 218L27 220V226H28L29 229L35 230L39 224L35 222L36 216L32 213L31 209L34 208V206L36 207V206H38V204H42V203H38L35 200L31 204V202L26 201L25 196H26V193L28 191V188L26 187L27 185H26L25 181L20 183L19 180H17V181H15V183H13ZM65 185L67 186V184H65ZM143 185H145V184H142V187L140 186L142 188V189H140L141 193H143V191H144L143 187H145V186H143ZM175 185L176 184H174V186ZM220 185H219V187H220ZM71 186H69V188H67V189H66L65 186H62V187L65 188L64 189L65 191H62V194H63V192L64 193L65 192L69 193L70 189H72V191H74V192L76 190V192H79V193L81 191H85L86 192L87 188H88V191H87L86 195L84 194L85 192L83 193L84 195L76 193V196L79 195V197H81V199L87 198L86 196L88 195V192L90 191L89 184H86L85 186H82L77 181V182L71 184ZM35 188H36V190L38 189L37 191H39V188H37V187H35ZM35 188H33V189H35ZM217 188H218V185H217ZM61 189H63V188H61ZM19 190H17V191H19ZM36 190H34V191L36 192ZM52 190H53V192H52L53 198H54V196L56 197V195L60 194L59 193V188H55V189H52ZM72 191H70V192L74 193ZM235 191H236V189H235ZM205 192H207V191L205 190ZM219 192H220V189H219ZM221 193H222V190H221ZM221 193H219V194L222 195ZM236 193H239L238 190L236 191ZM45 195L42 194V195H40V197H44ZM80 195H83L85 198H83ZM17 196L19 198H21L23 196V203L26 204V205L23 204V207H21L22 204H21L19 199H16ZM204 196L207 197L208 194L205 193V195H202V198H205ZM222 196H219L218 198L222 199ZM170 198H167L168 199L167 202H169L171 200L173 202H176V200H175L176 198L173 197V195H172V198L171 199ZM177 198H178V196H177ZM183 200H184V198H183ZM232 200H233V203L238 204L240 202V194L235 196ZM171 202H169V203L172 204L173 207H174L175 206L174 203L173 202L171 203ZM224 202H222V201L221 202H217V204H218L217 207L214 206L213 208L208 209V211L202 215V222H203L202 225L203 226H206V225H204V223L208 224V223L212 222L213 220L216 222L218 218H220V220H222L224 218V222H226L225 218H226V212L227 211H226V209L224 207V206H226ZM87 203H88V206L86 204L84 209H81V208L74 209V214H73L74 218L71 221H69V222H72V225H73V233H72V235H70V241H68L69 239H67V241L69 243L66 242V238L63 236L62 233H60V236L58 235L60 238L57 236L56 239H55V237H54L52 242L54 243L55 242L54 240H56L58 243L56 242L57 244L56 243H54V244H56V245L62 244V245H60V247L59 246L57 247L56 245L52 244V245H54L53 247L56 246L57 249L53 248L55 250H53L52 247H51V249L48 248L51 251V252L48 251V253L50 252L51 255L54 254V259L52 258L51 260H55V257L56 258L57 257L62 258V256L65 255L64 254V252L66 250L65 248L68 247L67 250L69 249V253L67 252V255L69 256V260H68L67 264H116L119 261L110 259V258H112V256H114V255H112V250H113V248H115V249H117L119 251L121 248H119V246L118 247L116 246V243L113 242L111 237L114 235L115 237L118 236V237H122L124 239V238H126L124 236L126 234H129V236H128V241L129 242L133 238H135V236L136 237L137 236L145 237L144 234H143V236L141 234L137 235V229L139 230L140 228H142V229H146V231H148L147 229H148V227L150 226L151 223L150 222H149L150 224L148 223L149 224L148 227H147L148 224L146 222H145V224H143L144 221L141 222V224H143V225L140 224L142 227L140 226V227L136 228L137 226H127L126 224H124L123 219L121 218V216H120L121 219H119L118 221L115 220V222H110L109 218L108 219L106 218V217H108L107 214L109 212V210H107V205L101 204L99 206L98 210H96V212L94 211L93 213H89L91 205H90L89 202H87ZM177 203H179V202H177ZM219 203H223V205L222 204L220 205ZM184 204H186V203L184 202ZM187 204L189 206L188 202H187ZM79 206H80V204L78 206H76V207H79ZM188 206L186 205V207H188ZM167 207H171L169 211L174 213V211H175L174 209H176V208L178 209L179 205L174 207L173 211H172V206L171 205H167ZM181 207L184 210V206H180V208ZM151 208H154V206H152ZM167 210H166V213H167ZM181 210L179 209V212ZM171 212H170L171 215L170 214L169 215L174 217L176 214L172 215L173 213H171ZM166 213L164 212V214H166ZM185 214H186V212H185ZM178 216H181V214L180 215L178 214ZM182 216H183V214H182ZM173 217H171V218H173ZM186 217L189 218L190 216L189 217L185 216L184 219H186ZM59 218H62V217H59ZM102 218H104V219H102ZM145 218L147 219V217H145ZM171 218H169V220H171ZM173 219H175V218H173ZM179 219L181 220L180 217H179ZM179 219L177 221H179ZM189 219L191 221V217ZM226 219L228 220V218H226ZM157 220H159V219H156V221L155 220L154 221L157 223ZM188 220H186V221H188ZM263 220L261 221L260 219H252V220L249 219V220L245 221L243 224H241V225L239 224L238 226H236L234 223H232V219H230L229 221H231V224H232V228H230V229L225 228V226L222 223L216 222V226H217V224L219 225V228L218 227L216 228L218 231L215 230V231L218 232V233L215 232L217 235L214 234L215 237H213L214 235L212 234V232L210 233L209 231L208 232L206 231L207 234L206 233L205 234H201V236L198 234V236L200 238V241H198L197 243L195 242L196 239L199 240L197 235L195 236L196 239H195V237L193 239L190 237L191 236L190 235V233H191L190 232V228H191L193 223H191L189 225V222H188V224H183L182 226H180V225H178V223L175 222L177 224L175 226L174 222L170 221L175 226L174 227L172 225H169V226H172L174 228L172 230L173 233L170 232L171 230L170 231L168 230L172 235L171 236L169 235V237L168 236L165 237L166 233L162 234L160 232L161 233V234H159L160 238L158 237L157 239H159L161 241L159 244H161L163 250L161 251L162 252L161 256L159 254L160 261L156 262L155 264H202V263H200L201 261H203L205 263H207L206 262L207 260H209L208 262L213 261V257L216 260H218V259L222 260V261L226 260V262H228L227 264H254V262H252L253 258H256L255 264H264V221ZM65 221H67V220H65ZM229 221H228V223H230ZM46 222L48 224H50L51 219H47L46 221H43V223H46ZM65 223H67V222H65ZM138 223H140V221H138ZM157 224H159V223H157ZM165 224H167V223H165ZM134 225H136V223ZM155 225L156 224L154 223V226ZM156 226H158V225H156ZM169 226H168V228H169ZM177 226H179V227H177ZM158 227L160 228L161 225L158 226ZM158 227H157V229H158ZM69 228H70V226H69ZM84 231H85V234L83 233ZM210 231H213V230H210ZM3 232H4V235H7V236H8V234H10V231H9V233H8V231H3ZM43 232H45V228H43ZM167 234H169V233L167 232ZM65 235H67V234H65ZM106 235H108V237ZM110 235H112V236H110ZM162 235L164 237H162ZM109 236H110L112 241H110ZM11 237H10V239H11ZM67 237H69V236H67ZM57 238H59L60 240H57ZM212 238H214L213 239V245L208 243L209 242L208 240H210V239L212 240ZM151 239H152V237H151ZM141 240L138 239V241H137L138 242V245H137L138 247H136V248L140 247L139 252H140V254L142 253V255H144V256L141 255V257H143V258H141V261L144 262V260L145 261H147V260L150 261L151 259L159 258L158 255H157L158 257H156V258H155L156 255L154 256V254H156L155 245L156 244L159 245L158 244L159 241L153 240L151 242V244L146 246L147 243H143ZM211 240H210V242H211ZM11 242H13V241H11ZM206 242H207V245L209 244V246L210 245L212 246V247L210 246L209 248H211V249L213 248L214 249V253H215L214 256L213 255L209 256L208 253H210L209 250H211V249L208 248L209 249L208 250L206 248L207 247ZM132 243H133V241H132ZM13 244H14V242L12 243V245ZM157 245H156V247H158ZM61 246H63V247H61ZM133 246H134V251L131 252L133 250V248H132V246H130V248H128V250L130 249V251H128V252H131L132 254L136 255V252H135V250H137L135 248L136 244L134 243ZM143 246H145V247H143ZM161 246H159V247H161ZM195 246H197V248H195ZM58 248H62V249L57 251ZM141 249L143 251H141ZM204 249H205V252L203 251ZM206 250L208 251L207 253H206ZM56 251H57V254H56ZM154 251H155V253H154ZM242 252H244V255L241 254ZM33 253L41 261L43 260V258H46V256H47V255H43V254H47V253H45V249H43V248L41 250H39V251L33 250ZM132 254L128 253V255H130V256ZM137 254H139V253H137ZM140 254H139V256H140ZM211 254H212V252H211ZM123 255H125V254H123ZM121 256H122V254H121ZM130 256H128V258ZM113 258H115V257H113ZM125 258H126V256H124V259ZM183 258L184 259L185 258H189V259H188V261L184 262V261H182ZM198 258H201V259L204 258V259L201 260V259H198ZM208 258H210L211 261ZM116 259H118V258H116ZM138 259H140V257ZM41 261H39V262H41ZM122 261H124V260H122ZM140 263H142V262H140ZM140 263H138V264H140ZM146 264H148V262Z\"/></svg>", "mask_w": 264, "mask_h": 264}]
</instances>
